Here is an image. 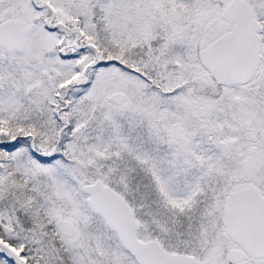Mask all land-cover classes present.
Segmentation results:
<instances>
[{"label":"snow or ice","instance_id":"obj_1","mask_svg":"<svg viewBox=\"0 0 264 264\" xmlns=\"http://www.w3.org/2000/svg\"><path fill=\"white\" fill-rule=\"evenodd\" d=\"M0 264H264V0H0Z\"/></svg>","mask_w":264,"mask_h":264}]
</instances>
